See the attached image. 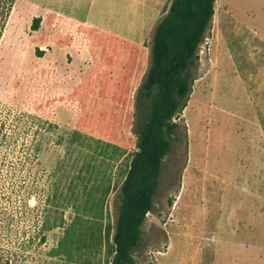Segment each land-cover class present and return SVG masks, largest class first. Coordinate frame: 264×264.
Here are the masks:
<instances>
[{"label": "rangeland", "instance_id": "1", "mask_svg": "<svg viewBox=\"0 0 264 264\" xmlns=\"http://www.w3.org/2000/svg\"><path fill=\"white\" fill-rule=\"evenodd\" d=\"M169 3H15L0 41V264H33L20 261V136L35 130L49 146L41 158L54 170L57 225L33 254L39 264H109L118 187L146 111L137 88ZM176 121L136 264H264V0H215Z\"/></svg>", "mask_w": 264, "mask_h": 264}, {"label": "trees", "instance_id": "2", "mask_svg": "<svg viewBox=\"0 0 264 264\" xmlns=\"http://www.w3.org/2000/svg\"><path fill=\"white\" fill-rule=\"evenodd\" d=\"M16 2L0 0V41ZM214 3L215 0H170L154 26L149 63L137 88L139 101L146 111L131 137L134 150L118 187L109 264H136L146 214L154 206L164 158L178 139L181 126L176 116L186 106L200 46L212 22ZM39 20V17L33 19V29H37ZM38 119V125H45L47 131L57 128L53 122ZM182 129L186 133L184 126ZM35 132L40 134L39 138L20 136V261L29 259L39 264L36 256L40 251L33 252L45 243L46 232L57 224L49 223L56 198L50 184L54 170L45 174L48 162L41 158L49 146L42 140L44 133ZM59 143L61 140L53 144ZM42 178L48 180L47 185H40ZM30 199H34L33 204ZM70 205L77 215L78 204L71 202ZM55 252L50 249L46 254L53 256Z\"/></svg>", "mask_w": 264, "mask_h": 264}, {"label": "crops", "instance_id": "3", "mask_svg": "<svg viewBox=\"0 0 264 264\" xmlns=\"http://www.w3.org/2000/svg\"><path fill=\"white\" fill-rule=\"evenodd\" d=\"M114 23H116V21H114ZM112 24H113V22L111 24H108V25L105 24V25L101 26L100 29L105 30V31H110V29L113 30L114 25L112 26Z\"/></svg>", "mask_w": 264, "mask_h": 264}]
</instances>
